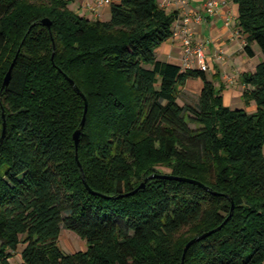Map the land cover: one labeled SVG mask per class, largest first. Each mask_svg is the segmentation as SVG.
<instances>
[{
	"label": "trees",
	"instance_id": "obj_1",
	"mask_svg": "<svg viewBox=\"0 0 264 264\" xmlns=\"http://www.w3.org/2000/svg\"><path fill=\"white\" fill-rule=\"evenodd\" d=\"M72 1L0 0V264H264V0H233L244 51L263 54L240 77L253 112L158 56L176 17L159 0H112L109 20ZM193 78L196 105L180 100ZM69 79L88 101L78 150ZM63 228L86 248L66 252Z\"/></svg>",
	"mask_w": 264,
	"mask_h": 264
},
{
	"label": "crops",
	"instance_id": "obj_2",
	"mask_svg": "<svg viewBox=\"0 0 264 264\" xmlns=\"http://www.w3.org/2000/svg\"><path fill=\"white\" fill-rule=\"evenodd\" d=\"M190 4L197 11H203L205 0H189ZM221 4L219 9L214 14H205L201 23L195 25V39L197 41L206 42V59L207 68L206 72L212 81L215 80L217 85L220 81L224 84L223 96L226 105L234 107L237 104L239 108H246L247 110H255L256 106L251 103L250 106H246L242 94L244 85L241 82V74L245 71H254L256 64L249 65L251 59L255 57H249L244 51L246 43L245 37L240 33H237V15L238 7L233 0H220ZM79 7L77 12L81 15L87 16L93 19L109 20L111 18L110 5H104L98 8V12L91 9L87 4L89 2L95 3V0H78ZM160 4L166 8L170 13H175L176 17L173 22V30L177 24V20L180 16V8L172 0H159ZM81 11H85L82 13ZM233 14L234 21L230 24H226V18L229 14ZM109 16V19H105V16ZM158 56L167 62L181 65L183 68L184 62V50L181 39L173 34L166 42L161 44L157 49ZM192 67H198L195 63ZM230 84L229 80H232ZM235 80V81H234ZM203 88V81L200 78L190 79L186 86L183 88L182 94L187 92L191 95H200ZM81 249L86 248V243L82 242L78 244ZM73 251L76 246H72ZM80 250V249H79ZM17 255V254H16ZM13 264V263H12ZM18 264H23L19 261Z\"/></svg>",
	"mask_w": 264,
	"mask_h": 264
},
{
	"label": "built area",
	"instance_id": "obj_3",
	"mask_svg": "<svg viewBox=\"0 0 264 264\" xmlns=\"http://www.w3.org/2000/svg\"><path fill=\"white\" fill-rule=\"evenodd\" d=\"M112 0H95V3H88L87 5L98 12V8L104 5H110ZM180 8V18L177 20V24L174 28V35L181 39L184 50V62L183 65L186 68H190L194 63L202 68H207L206 59V42L197 41L195 39V25L201 23L205 14H214L218 11L221 4L220 0H205L204 13L203 11H197L190 4L189 0H172ZM233 14H229L226 18V24L230 25L234 21ZM239 33V30H237Z\"/></svg>",
	"mask_w": 264,
	"mask_h": 264
},
{
	"label": "rangeland",
	"instance_id": "obj_4",
	"mask_svg": "<svg viewBox=\"0 0 264 264\" xmlns=\"http://www.w3.org/2000/svg\"><path fill=\"white\" fill-rule=\"evenodd\" d=\"M78 0H75V1H72L70 3V6L73 10H77V7H79V3L77 2ZM91 3V2H89ZM82 13H85V11H81ZM110 17L109 16H105V19H109ZM259 52L257 53V56L253 59H251V62H250V66L252 63H255L256 66L257 64L262 60L263 58V54L261 52L260 49H258ZM230 81V84L231 82L233 81L232 80H229ZM235 81V80H234ZM182 102L183 101H187L191 104H198V101H199V96L197 95H191L187 92H184L182 94V98L180 99ZM254 104V103H253ZM255 105V104H254ZM234 107L232 108H238L237 104H234L233 105ZM249 112H253V110L249 109L248 110ZM160 171H162L163 173H169L170 170L164 166H158L157 167ZM82 242H85L75 231H72V230H69V229H66V228H63L62 229V233H61V236H60V240H59V244L60 246L66 251V252H72L73 251V247L72 246H76L75 247V250H79L81 249L82 247L79 246L78 244ZM17 254V255H16ZM12 258H11V261L13 264H18L19 261H22V257H21V254L20 253H16ZM24 264V263H23Z\"/></svg>",
	"mask_w": 264,
	"mask_h": 264
},
{
	"label": "water",
	"instance_id": "obj_5",
	"mask_svg": "<svg viewBox=\"0 0 264 264\" xmlns=\"http://www.w3.org/2000/svg\"><path fill=\"white\" fill-rule=\"evenodd\" d=\"M42 22H43L44 25H47V26H49V27L51 26V21H50L48 18L43 19ZM14 64H15V62L12 63V65H11V67H10V69H9V71H8V73H7L6 77H5V79H4V82H3V86H4V87L7 86V85L9 84V82H10L11 74H12V70H13ZM69 81L71 82V84L75 87V89H76V90H77V91H78V92L84 97V99H85V113H84V116H83V119H82V122H81V128L78 129L77 131H75V133H74V140H75V144H76V150H78V146H79V143H80L81 131H82V128L84 127V125H85V123H86V114H87V110H88V101H87L86 97L84 96V94L81 92V90L75 85V82H74L72 79H69ZM6 133H7V124H6V122H4V123H3L2 133H1V136H0V148H1V145H2V143H3V141H4L5 137H6ZM76 158H77V160H78V164H79V166L82 168L81 163H80L79 158H78V155H76ZM152 177H160V178H177V179H181V180H188V181H191V182H194V183H198V184H200L201 186L205 187V185H204L203 183H201V182H199V181H197V180H192V179H188V178H181V177H174V176H172V175H168V174H157V173H155V174L151 175L150 178H152ZM144 185H145V183H143L141 186H144ZM211 232H212V231H210V232H208V233H205V234L202 235V236H199V237L193 238V239H191V240L187 243V245L185 246V249H184V253H183V261H184V259H185L186 253H187L188 249L190 248V246H191L192 244H194L196 241H198V240L202 239L203 237H205V236L211 234Z\"/></svg>",
	"mask_w": 264,
	"mask_h": 264
}]
</instances>
